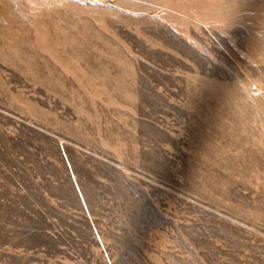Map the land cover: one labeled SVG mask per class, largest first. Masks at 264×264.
<instances>
[{"label":"rangeland","instance_id":"rangeland-1","mask_svg":"<svg viewBox=\"0 0 264 264\" xmlns=\"http://www.w3.org/2000/svg\"><path fill=\"white\" fill-rule=\"evenodd\" d=\"M0 8V264H264V0Z\"/></svg>","mask_w":264,"mask_h":264},{"label":"clouds","instance_id":"clouds-1","mask_svg":"<svg viewBox=\"0 0 264 264\" xmlns=\"http://www.w3.org/2000/svg\"><path fill=\"white\" fill-rule=\"evenodd\" d=\"M21 7L27 10V3L24 0H0V8L15 14Z\"/></svg>","mask_w":264,"mask_h":264}]
</instances>
